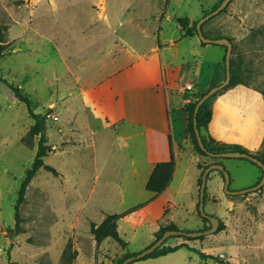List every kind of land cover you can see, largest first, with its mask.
Listing matches in <instances>:
<instances>
[{
    "label": "rangeland",
    "instance_id": "374dc122",
    "mask_svg": "<svg viewBox=\"0 0 264 264\" xmlns=\"http://www.w3.org/2000/svg\"><path fill=\"white\" fill-rule=\"evenodd\" d=\"M220 1L0 0V27L5 28L0 77L27 95L33 113L44 117L49 150L43 161L58 172L57 176L44 170L35 174L19 206L16 223L17 191L32 163L38 136H30L34 121L25 105L0 83V264H120L126 253L141 252L148 247L144 248L149 240V246L154 243L160 231L169 224L193 233L210 228V223L204 221L196 209L184 219L177 217L183 214L178 210L175 218L158 221L151 228L133 229L120 221L118 233L124 243L106 238L96 245L90 233L91 223L99 224L104 214L115 212L97 210L94 203L100 194L89 200L87 192L92 180L79 170L86 159L79 155L80 141L75 137L80 128L72 126L65 130L62 126L61 116L68 111L76 114L75 125H84L83 102L75 97L79 85L72 84L62 58L64 48L70 51L81 29L90 35L99 22L98 11L103 7L107 14L117 17L121 29L128 17L157 13L164 4L166 12L174 17L198 20ZM163 27L164 31L171 29ZM202 32L209 39L220 36L231 40L232 74L237 80L255 84L259 79V86H264V0H232L224 12L206 22ZM207 49L204 55L212 58V62L213 58L220 60L224 67L223 48L210 45ZM187 50L181 46L179 54L184 59L178 65L191 61ZM213 69L211 63L207 72L211 74ZM187 76H191L190 73ZM171 114L173 139L175 144H181L184 121L178 111L173 109ZM186 136L188 141L182 147L199 157L198 164H222L229 175V191L248 186L258 175V167L248 160L199 155L188 133ZM65 147L73 154H64ZM187 167L195 195L200 171L196 162L187 157L180 159L175 184ZM208 173L203 206L205 214L217 218L216 232L198 238L171 236L160 246L178 247L175 251L129 264H217L216 259L228 264H255L258 252L259 264H264V187L230 196L224 193L219 178L214 177L212 171ZM257 215L258 228L255 225ZM63 251L66 257L75 253L69 263L62 258Z\"/></svg>",
    "mask_w": 264,
    "mask_h": 264
},
{
    "label": "crops",
    "instance_id": "0c3cea01",
    "mask_svg": "<svg viewBox=\"0 0 264 264\" xmlns=\"http://www.w3.org/2000/svg\"><path fill=\"white\" fill-rule=\"evenodd\" d=\"M165 9L164 4L157 13L128 17L120 29L117 17L107 14L103 7L90 35L81 29L69 53L64 48V67L72 84L79 85L75 97L83 102L84 125H75L73 111L61 116V123L65 130L80 128L75 137L80 141L79 155L86 159L79 170L92 180L87 192L89 200L100 194L94 206L113 214L137 207L117 221V231L120 221L133 229L151 228L158 221L172 220L178 210L183 214L177 217L184 219L198 203L200 174L195 195L188 167L175 184L181 158L187 157L196 166L199 162L197 155L182 147L188 141L184 105L221 84L225 69L220 60L213 58L212 62L203 53L214 44L202 43L196 35L183 36L177 17ZM163 26L171 29L164 31ZM182 45L188 48L191 61L178 65L184 59L179 54ZM223 51L225 54L224 48ZM211 63L214 69L210 74L207 70ZM188 84L192 85L191 91L184 89ZM263 90L259 79L255 84L239 82L220 90L211 100V119L203 134L221 144L238 145L253 155L258 153L264 140ZM173 109L184 121L181 144H175L173 139ZM66 148L64 154L72 153ZM171 158L174 170L169 185L158 195L147 191L145 184L154 166ZM212 172L222 184L220 174ZM259 177L260 171L248 186L238 190L251 187ZM255 220L258 228L259 215ZM149 244L150 240L144 248ZM255 264H259V252Z\"/></svg>",
    "mask_w": 264,
    "mask_h": 264
},
{
    "label": "trees",
    "instance_id": "16d2710c",
    "mask_svg": "<svg viewBox=\"0 0 264 264\" xmlns=\"http://www.w3.org/2000/svg\"><path fill=\"white\" fill-rule=\"evenodd\" d=\"M221 1L217 5L212 6L211 11L216 9L217 8L216 6H218L221 3ZM224 10L225 9H223L221 12H224ZM210 12H208V13H210ZM208 13L203 14L202 17L207 15ZM198 20L190 22V20L187 17L176 18V22L181 27V31L183 33V36H185V37H187V36L190 37V36H194V35L197 36L195 26H196V23ZM206 22H204L202 24L201 31H202L203 26L206 24ZM4 30H5L4 27H0V56L2 55L4 47H5V45L3 44V35H4L3 32H4ZM202 34H203V32H202ZM222 38H224V37L217 36L214 39H222ZM228 40L231 41L230 39H228ZM220 46L223 47L224 50L226 49V47L224 45H220ZM223 61H224V59H223ZM232 73H233V70H232V64H231V60H230V82H229V85L226 86L225 88L234 86L236 84H239V82H241V81L237 80V78L234 77V74H232ZM0 83H3L8 88V90L12 93L13 97L16 100H18L19 102H21L25 105L30 118L34 121V124L30 128V136H38L37 148H36L32 163H31L30 167L25 171L24 177H23V179L19 185V189L17 191V198H16V201H15L16 203L14 206L15 221L17 223L19 221V213H18L19 206L21 203H23L22 201H24L26 188H27L28 184L31 182L32 178L35 176V174L39 170H44L46 172L51 173L53 176H57L58 172L53 167L45 165L44 161H43V158L47 155L48 150H49V147L46 145L47 138L45 136V133H42V129L44 128V117H42L39 114L33 113L29 97L27 95L23 94L18 87H15V86L9 84L6 80L2 79L1 77H0ZM218 93H219V91L216 92L215 94H213L211 97H209L202 105H200L199 109L197 111V114H196L197 128L200 132V136H201L200 140L202 141L204 148L206 149L207 152L212 153V154H220V153L234 152V151L246 153V154L252 155L253 157L257 158L264 166V140H262L263 143L261 145V150L258 153L253 155V154H250L249 152H247L246 150L242 149L238 145L221 144L215 140H212V138H210V137L207 138L203 134V131L206 130L207 125L211 119V107H210L211 106V100ZM262 95L264 97V90L262 91ZM194 98H195V100L193 102H190L187 105H184L185 106L184 110L186 113L185 133L189 134L193 148L195 149V151L199 155L207 156L206 153H204L199 148L197 141L195 140V135H194V131H193V112H194V107H195L194 105L197 104L198 98L196 96H194ZM213 159H217V158H213ZM244 160H246V159H244ZM249 162L252 163L253 165H255L253 162H251V161H249ZM219 164H221V163H219ZM207 166H202L200 164H197V168L201 172H203V170ZM258 169H259L261 174H260V177L258 178V181L254 185L259 183L260 178H262V175H263L262 169L260 167H258ZM173 170H174V162H173L172 158L167 162L157 163L154 166L153 171H152L151 175L149 176V178L145 184V189L147 191L155 194V195L161 194L166 189V187L169 185L171 178H172V174H173L172 171ZM212 171H217V173H219L223 179V175H222L221 171H219V170H212ZM201 172H199L200 177L202 175ZM200 177L198 179V186L200 185V181H201ZM207 177H208V175H207ZM204 199H205V197H204ZM197 205H198V203H197ZM197 205H195V206H196V211L198 213V206ZM136 208L137 207L130 209L128 211L119 213V214L106 215L105 218L102 220V222H100L99 224L91 223L90 233L92 234L96 245H99L106 238H109L118 244H123L124 242H123L122 238L119 236V233L117 231V221L119 219L123 218L124 216L130 214L131 212H133ZM198 215H199V213H198ZM202 219L206 222H209L205 218H202ZM169 230L180 231L177 229V227L174 224H169V225L165 226L160 231V235L158 237H160L165 231H169ZM158 237H156V238L158 239ZM163 243L161 244V246L163 245ZM161 246L158 247L157 249H155L152 253H150L149 255L144 257L143 259H140L139 261L146 260L148 258H157V257L163 256V255H167V254L175 251L178 248V247H176V248H162ZM68 248H70L69 245H68ZM65 252L66 251H63L62 258L69 263L73 259V257L75 256V253H72L69 257H66ZM136 254L137 253H126V255L123 257V260L121 261V263L125 259H127L128 257L134 256ZM215 261L219 264H228L221 259H216Z\"/></svg>",
    "mask_w": 264,
    "mask_h": 264
},
{
    "label": "water",
    "instance_id": "95a60500",
    "mask_svg": "<svg viewBox=\"0 0 264 264\" xmlns=\"http://www.w3.org/2000/svg\"><path fill=\"white\" fill-rule=\"evenodd\" d=\"M231 1L232 0H222L221 3L218 6H216L217 7L216 9H214L213 11L208 13L207 15L201 17L197 21L196 26H195L196 32H197V37L199 38L198 40H200L202 43L214 44V45H224L226 47V49H225V55H224V69H225L224 81L221 84H219L215 87H212L207 92L197 95L198 101H197V104L194 105L195 107H194V112H193V131H194V135H195V140L197 141L199 148L204 153H206L207 156L212 157V158L246 159L248 161L253 162L256 166H258L262 169V171H263L262 178H260L259 183H257L256 185H254L252 187L231 192L228 190L229 175L225 171L222 164L212 163V164L208 165L203 170V172H201L202 175L200 177L201 181H200V185H199V189H198V205L197 206H198V213H199L200 217L205 218L209 221L210 228L205 230V231H197L194 233L193 232L177 231V230L165 231L160 237H158V239L154 243H152L150 246H148L146 249L142 250L141 252L137 253L136 255L128 257L121 264H129L133 261H137V260H140V259L146 257L147 255L152 253L155 249H157L166 240V238H169L171 236H183L186 238H198V237H201L203 235H208V234H212V233L216 232L218 225H219V222H218L217 218L205 214L204 206H203L204 205V196H205V184H206L208 172H210L212 170L221 171V173L223 175V191L225 194L230 195V196L244 195V194H247L250 192L257 191L261 187H264V166L257 158L253 157L252 155H249L246 153H241L238 151L225 152V153H220V154H212V153L207 152L206 149L204 148L202 141L200 140L201 136H200V132L197 128V123H196V114H197V111L199 109V106L202 105L213 94L224 89L226 86L229 85V82H230V60H231V52H232L231 41H229L228 39H225V38H222V39L206 38L202 34L201 26L204 22H206L210 18L218 15L223 9H225L227 7V5ZM42 133H44V128L42 129Z\"/></svg>",
    "mask_w": 264,
    "mask_h": 264
},
{
    "label": "built area",
    "instance_id": "2783aa9c",
    "mask_svg": "<svg viewBox=\"0 0 264 264\" xmlns=\"http://www.w3.org/2000/svg\"><path fill=\"white\" fill-rule=\"evenodd\" d=\"M184 89H185V91H191L192 85L191 84L185 85Z\"/></svg>",
    "mask_w": 264,
    "mask_h": 264
}]
</instances>
